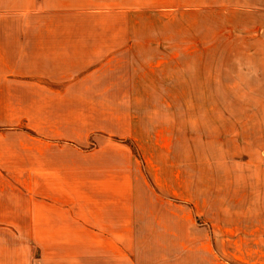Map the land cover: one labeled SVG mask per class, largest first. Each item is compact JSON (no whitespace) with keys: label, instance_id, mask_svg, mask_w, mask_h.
I'll use <instances>...</instances> for the list:
<instances>
[{"label":"rangeland","instance_id":"obj_1","mask_svg":"<svg viewBox=\"0 0 264 264\" xmlns=\"http://www.w3.org/2000/svg\"><path fill=\"white\" fill-rule=\"evenodd\" d=\"M0 17H22L24 32L46 19L51 32L108 35L117 46L118 65L102 76L119 99L114 133L51 140L86 149L88 161L98 146L126 148L134 177L119 176L118 208L72 201L54 224L112 214L120 225L178 227L192 242L178 249H197L200 264L210 253L214 264H264V0H0ZM33 94L24 90L22 122L0 125L22 131L24 147L36 134Z\"/></svg>","mask_w":264,"mask_h":264},{"label":"crops","instance_id":"obj_2","mask_svg":"<svg viewBox=\"0 0 264 264\" xmlns=\"http://www.w3.org/2000/svg\"><path fill=\"white\" fill-rule=\"evenodd\" d=\"M24 21L0 17V125L22 122L24 90L30 89L27 118L36 133L24 147L22 131L0 129V264H200L197 249H178L192 243L178 236V227L120 225L112 214L101 224H54L64 203L118 208L119 176L134 177L136 168L117 145L94 148L88 161L86 149L51 140L85 139L88 128L114 133L119 99L112 96L113 82L102 77L118 65L113 37L54 33L40 18H31L24 32ZM50 119L68 122L67 130L39 124ZM88 185L99 188L88 191Z\"/></svg>","mask_w":264,"mask_h":264}]
</instances>
